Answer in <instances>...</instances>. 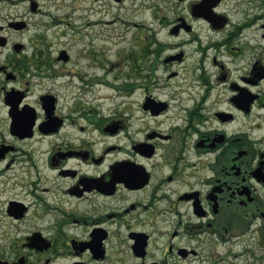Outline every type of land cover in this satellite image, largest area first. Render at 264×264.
Listing matches in <instances>:
<instances>
[{
    "label": "flooded vegetation",
    "instance_id": "flooded-vegetation-1",
    "mask_svg": "<svg viewBox=\"0 0 264 264\" xmlns=\"http://www.w3.org/2000/svg\"><path fill=\"white\" fill-rule=\"evenodd\" d=\"M138 1L75 80L0 0V264H264V0Z\"/></svg>",
    "mask_w": 264,
    "mask_h": 264
},
{
    "label": "rangeland",
    "instance_id": "rangeland-1",
    "mask_svg": "<svg viewBox=\"0 0 264 264\" xmlns=\"http://www.w3.org/2000/svg\"><path fill=\"white\" fill-rule=\"evenodd\" d=\"M37 1H39L41 9L36 15L52 23L50 39H52L55 46L66 48L71 54L73 62L69 64L68 67L72 68V71H75V76H70V78L73 77L78 80L81 76L80 74L83 72L87 74V71L91 70L87 66L95 57H92V61L89 60L87 53L89 49H101L103 54L107 53V55L112 58L115 57V54L122 44L130 42L131 31L125 35L127 41H122V38L124 37L123 33H125L128 27L125 22L129 24L134 16V12L132 11L133 0H123L120 2L101 0V11L99 15L94 13L95 8L90 9L89 1H93L94 5V0ZM175 1L176 0H150L147 3H140V1H138V3L156 4L163 10L173 5ZM79 4L82 7L80 11H76L75 8ZM77 13H81L80 17ZM91 18H98L100 21L99 25H92L90 22ZM79 25L82 26V28H80ZM98 34L107 36V40L105 41L100 37L96 38ZM87 79H89L88 75ZM85 81L87 80L85 79ZM81 82L76 84H82ZM90 84V81H87L85 86L88 88L91 86ZM80 91L81 90L77 88L76 92L80 94ZM106 92H108V90L102 87L99 91H93L91 95L95 98L96 95ZM93 103H95V100H93Z\"/></svg>",
    "mask_w": 264,
    "mask_h": 264
},
{
    "label": "bare ground",
    "instance_id": "bare-ground-1",
    "mask_svg": "<svg viewBox=\"0 0 264 264\" xmlns=\"http://www.w3.org/2000/svg\"><path fill=\"white\" fill-rule=\"evenodd\" d=\"M81 7H82V6H80V4H79V5L76 6L75 10H76V11H77V10L80 11V8H81ZM77 15L80 17L81 13H80V14L77 13ZM97 21H98L97 19H92V18H91V20H90L91 24H92V25H95V26H97ZM79 24H80V23H79ZM79 26H80V25H79ZM80 28H82V26H80ZM91 28H92V27H91Z\"/></svg>",
    "mask_w": 264,
    "mask_h": 264
}]
</instances>
